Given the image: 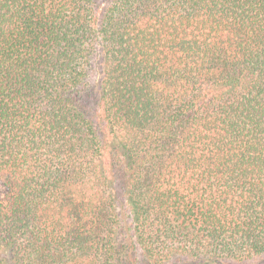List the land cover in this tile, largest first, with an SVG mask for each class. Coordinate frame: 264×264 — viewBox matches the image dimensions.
<instances>
[{"label":"trees","instance_id":"obj_1","mask_svg":"<svg viewBox=\"0 0 264 264\" xmlns=\"http://www.w3.org/2000/svg\"><path fill=\"white\" fill-rule=\"evenodd\" d=\"M0 264H264V0H0Z\"/></svg>","mask_w":264,"mask_h":264},{"label":"rangeland","instance_id":"obj_2","mask_svg":"<svg viewBox=\"0 0 264 264\" xmlns=\"http://www.w3.org/2000/svg\"><path fill=\"white\" fill-rule=\"evenodd\" d=\"M5 192L4 185L0 182V196H2Z\"/></svg>","mask_w":264,"mask_h":264}]
</instances>
